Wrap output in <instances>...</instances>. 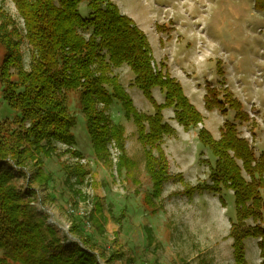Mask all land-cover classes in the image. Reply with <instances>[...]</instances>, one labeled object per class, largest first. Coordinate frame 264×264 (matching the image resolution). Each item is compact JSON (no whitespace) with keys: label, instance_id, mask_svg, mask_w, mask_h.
<instances>
[{"label":"rangeland","instance_id":"1","mask_svg":"<svg viewBox=\"0 0 264 264\" xmlns=\"http://www.w3.org/2000/svg\"><path fill=\"white\" fill-rule=\"evenodd\" d=\"M110 1L144 32L152 48V68L180 83L201 114V124L184 130L174 120L173 110L163 109L164 120L174 131L161 145L169 177L160 197L154 198L134 123L124 118L122 108L114 102L107 114L112 123L124 128L122 145L109 142V163L96 161L78 94L73 91L68 93V110L76 121L72 130L75 146L54 143L52 152L38 157L39 166L33 161L21 172L14 168L9 183L21 194L27 187L31 189L27 200L34 219L51 228L65 249L80 242L72 230L74 222L77 230L86 231L99 244L94 250L97 264H234L230 237L235 220L233 194L222 192L223 206L218 195L202 189L209 182L208 166L214 158L200 145L197 132L204 128L218 140L223 123L233 119L230 111L223 117L216 110L204 109V86L220 88L221 81L254 121L253 126L237 125L239 135L249 142L256 157L264 150V17L254 10L253 0ZM0 8L22 29L11 0H0ZM21 52L28 70L30 48L25 42ZM1 54L0 49V61ZM115 74L135 109L152 113L140 90L133 87L128 67ZM153 98L163 103L158 88L153 90ZM11 118L12 112L0 100V122ZM72 150L81 157L76 158ZM122 156L127 167L120 174L117 165ZM77 166L85 171L82 181L72 175ZM195 186L200 189L186 194ZM73 214L82 217L81 221ZM256 244V239L245 240L246 264H260Z\"/></svg>","mask_w":264,"mask_h":264},{"label":"trees","instance_id":"2","mask_svg":"<svg viewBox=\"0 0 264 264\" xmlns=\"http://www.w3.org/2000/svg\"><path fill=\"white\" fill-rule=\"evenodd\" d=\"M11 2L23 27H17L0 8V100L12 112L10 122H0V264H97L94 250L99 244L86 231L77 230L74 222L72 230L79 244L72 249L61 246L55 232L34 219L27 200L31 189L27 187L21 194L9 183V173L14 168L21 172L33 161L39 166L38 157L52 152L54 143L75 146L72 130L76 121L68 110V93L75 91L96 161L109 163V142L122 145L124 128L112 123L107 114L114 102L120 105L144 147L145 170L152 182L150 196L159 198L169 177L161 145L174 131L164 120L163 109H172L174 120L184 130L196 128L202 116L179 82L152 68V48L146 35L110 0ZM253 3L264 17V0ZM24 42L30 48L28 70L21 52ZM123 66L133 74L132 85L140 90L152 113L138 112L125 93L115 74ZM217 67L222 76L220 62ZM220 83V88L204 86V109L216 110L223 117L230 111L233 119L223 123L218 140L204 128L197 132L200 145L214 158L208 166L209 182L202 189L218 195L223 206L222 192L233 194L235 220L230 237L234 264H246L245 240L251 238L257 240L260 264H264V150L256 157L249 142L239 135L237 125L253 126L254 121ZM154 88L163 94V103L153 98ZM71 153L81 157L76 150ZM119 160L121 174L127 161L123 156ZM72 175L82 181L85 171L77 166ZM197 189L200 187L188 188L186 194ZM249 220L252 225L247 224Z\"/></svg>","mask_w":264,"mask_h":264},{"label":"crops","instance_id":"3","mask_svg":"<svg viewBox=\"0 0 264 264\" xmlns=\"http://www.w3.org/2000/svg\"><path fill=\"white\" fill-rule=\"evenodd\" d=\"M154 89H156V88H154ZM154 89H153V90H154ZM153 90H152V94H153Z\"/></svg>","mask_w":264,"mask_h":264}]
</instances>
